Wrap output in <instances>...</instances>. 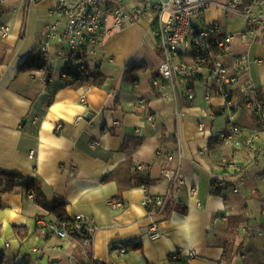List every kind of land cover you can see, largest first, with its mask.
<instances>
[{"label": "crops", "instance_id": "crops-1", "mask_svg": "<svg viewBox=\"0 0 264 264\" xmlns=\"http://www.w3.org/2000/svg\"><path fill=\"white\" fill-rule=\"evenodd\" d=\"M55 4L0 0L6 9L0 31L9 29L0 34V171L39 181L46 208L62 204L65 219L84 216L97 233L86 247L75 237L43 233L39 219L58 217L17 187L0 193V264H264V155L253 158L216 137L235 124L244 134L260 133L257 144L264 145V112L258 117L245 109L239 93L230 105L215 95L206 100L203 69L193 68L191 102L180 82L155 86L160 52L142 20L111 36L90 60L106 77L101 88H69L61 77L65 61L54 50L44 67L30 61L22 68L42 60V31ZM205 14L207 25L234 35L223 60L248 56L250 69L239 86L252 85L254 100L264 102V45L238 39L243 18L219 7ZM131 63L135 68L125 77ZM95 141L99 146L92 148ZM137 166L145 174L136 173ZM177 168L183 185L173 190L169 211L148 213L145 197L164 196L163 174ZM220 182L224 186L216 187ZM118 201L123 208L112 210ZM152 222L160 236L155 241L147 235ZM112 248H126L127 255L117 259Z\"/></svg>", "mask_w": 264, "mask_h": 264}, {"label": "built area", "instance_id": "built-area-1", "mask_svg": "<svg viewBox=\"0 0 264 264\" xmlns=\"http://www.w3.org/2000/svg\"><path fill=\"white\" fill-rule=\"evenodd\" d=\"M56 0L54 8L49 12L50 20L45 25L39 51L42 61L48 63L50 53L65 61L61 73L64 80L67 74H79L91 69V59L96 51L114 34L129 26L145 21L149 24L152 36L157 40L161 62L158 67L159 82L154 85L163 89L164 83L172 88L174 82L184 84L188 101L194 100V89L189 83L193 77V68L203 69L205 75L200 76V82L207 86L206 100L215 95L221 97L230 105L233 97L238 93L245 101V109L261 117L264 112V102L254 100L255 89L252 85L239 86V76L248 72L250 60L246 54L233 57L230 64L225 63L223 57L229 53L230 44L235 40L222 27L214 25L204 29L194 28V22L212 7H219L225 13L243 18L245 30L238 34V39L244 44L259 42L264 45V0ZM9 32L4 27L0 34L5 36ZM53 52V53H54ZM222 52V54H217ZM190 59L192 65L186 60ZM109 62H112L111 60ZM142 105V102H140ZM152 118L148 117V121ZM230 120L231 117H230ZM205 128L203 122L198 130ZM264 129V127H262ZM60 125L55 131L59 132ZM260 133L244 134L243 130L230 125L226 130L217 133L216 137L224 144L237 150L248 151L253 158L264 155V145L258 146ZM99 146L98 142L92 148ZM239 175L243 169L235 166ZM136 173L145 174L144 166H137ZM169 184V190L164 196L145 197L143 206L150 214L161 216L172 197L173 190L183 185L179 168L167 170L163 174ZM224 183H216V187H223ZM237 192V189L233 190ZM189 195H196V187H191ZM33 198V195H29ZM121 202L110 204L112 210L123 208ZM41 231L51 234L61 240L75 237L83 247L90 246L97 233V228L90 225L84 216L71 219L41 218L38 221ZM148 237L155 241L159 239L158 224L152 222L147 227ZM112 255L123 258L127 255L126 248H112ZM176 260L177 257L172 258ZM73 264H99L94 261ZM114 264V263H112Z\"/></svg>", "mask_w": 264, "mask_h": 264}, {"label": "trees", "instance_id": "trees-1", "mask_svg": "<svg viewBox=\"0 0 264 264\" xmlns=\"http://www.w3.org/2000/svg\"><path fill=\"white\" fill-rule=\"evenodd\" d=\"M6 12V9L0 6V17ZM222 54V52H217V54ZM34 62L33 66L34 68H41L44 67V62L40 59H30L29 61L25 62L23 64L22 68L28 63V62ZM2 62L0 61V64ZM135 68L134 64H130L126 67L125 70V77L130 73ZM68 87L72 88L74 90H78L81 88H101L106 82V77L100 72V69L98 66L94 69H89L87 72H82L79 74H73V73H68ZM193 78V77H192ZM189 80V83H192L193 79ZM262 102V101H258ZM145 183L144 178L139 179V184ZM21 187L25 190L26 194H33L34 195V200L35 202L46 208V199L43 195L42 189H41V184L37 180H23V178L19 175L12 174L9 172H3L0 171V193H9L13 191L15 188ZM172 198H170L169 202L171 201ZM1 207V205H0ZM169 203L164 211V213L168 212L170 207ZM53 215L57 216L58 218H66L64 214V208L62 204H57L54 205L52 208L48 209ZM226 251V250H225ZM227 254V252H226ZM235 255V252L234 254ZM233 256H229V258H232ZM21 264H28V262L23 261Z\"/></svg>", "mask_w": 264, "mask_h": 264}, {"label": "rangeland", "instance_id": "rangeland-1", "mask_svg": "<svg viewBox=\"0 0 264 264\" xmlns=\"http://www.w3.org/2000/svg\"><path fill=\"white\" fill-rule=\"evenodd\" d=\"M229 20H230V22H232V23H234L235 21L236 22H238L239 20L238 19H236V18H234V16H232V15H229ZM216 18H218V16H216ZM220 18H222L221 16H220ZM208 18L206 17V14L205 15H202L201 16V18L199 19V20H196L195 22H194V28H196V29H204V28H207V27H209V25H207V23H208ZM211 22V21H210ZM212 25V24H211ZM150 41H151V39L150 38H148Z\"/></svg>", "mask_w": 264, "mask_h": 264}]
</instances>
